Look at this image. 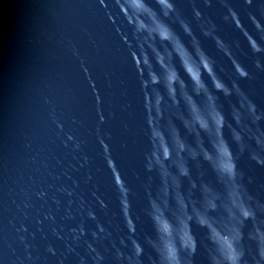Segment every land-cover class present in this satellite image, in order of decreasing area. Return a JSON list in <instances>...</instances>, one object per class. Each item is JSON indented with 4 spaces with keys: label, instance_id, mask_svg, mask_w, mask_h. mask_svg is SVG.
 <instances>
[{
    "label": "water",
    "instance_id": "95a60500",
    "mask_svg": "<svg viewBox=\"0 0 264 264\" xmlns=\"http://www.w3.org/2000/svg\"><path fill=\"white\" fill-rule=\"evenodd\" d=\"M0 264H264V0H0Z\"/></svg>",
    "mask_w": 264,
    "mask_h": 264
},
{
    "label": "snow or ice",
    "instance_id": "6c2138e0",
    "mask_svg": "<svg viewBox=\"0 0 264 264\" xmlns=\"http://www.w3.org/2000/svg\"><path fill=\"white\" fill-rule=\"evenodd\" d=\"M171 259H175L174 255L173 256H170ZM231 260H233L234 262L237 260V256L235 254L231 255L229 257Z\"/></svg>",
    "mask_w": 264,
    "mask_h": 264
}]
</instances>
